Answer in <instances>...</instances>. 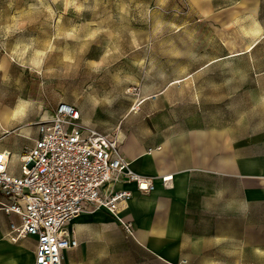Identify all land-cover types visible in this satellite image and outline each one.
I'll list each match as a JSON object with an SVG mask.
<instances>
[{
    "label": "rangeland",
    "instance_id": "rangeland-1",
    "mask_svg": "<svg viewBox=\"0 0 264 264\" xmlns=\"http://www.w3.org/2000/svg\"><path fill=\"white\" fill-rule=\"evenodd\" d=\"M93 3L94 12L76 14L64 12L63 0H0V58L7 61L5 53L17 43L33 45L25 62L47 42L55 47L40 75L11 61L0 73V113L18 102L32 103L22 124L0 128V144L21 128L29 133L21 142L30 144L37 124L51 118L61 102L80 111L81 125L102 134L120 128L126 136L146 127L167 133L218 127L231 130L234 138L264 141V39L257 43L258 37L241 34L242 29L255 31V19H204L188 0H89ZM157 23L164 27L154 35ZM259 23L264 27V4ZM17 26L20 31L2 38L3 29ZM74 27L77 39L58 36ZM92 32L99 34L80 52ZM114 46L120 58L108 57L94 72L89 62L99 61ZM48 68L56 71L49 74ZM66 68L72 70L65 74ZM93 98L101 103L94 106Z\"/></svg>",
    "mask_w": 264,
    "mask_h": 264
},
{
    "label": "crops",
    "instance_id": "crops-1",
    "mask_svg": "<svg viewBox=\"0 0 264 264\" xmlns=\"http://www.w3.org/2000/svg\"><path fill=\"white\" fill-rule=\"evenodd\" d=\"M263 1L188 0L198 17L246 16L259 25ZM36 136L35 130L30 144L18 134L3 138L11 175L20 176L19 155ZM118 138L132 171L152 179L155 189L116 186L132 193L119 221L104 210L75 218L68 230L78 246L64 252L63 264H264L263 140L234 138L218 127L168 133L146 127L126 136L120 128ZM163 177L171 180L163 184ZM10 221L17 218L0 210V264H34L35 239L12 243Z\"/></svg>",
    "mask_w": 264,
    "mask_h": 264
},
{
    "label": "built area",
    "instance_id": "built-area-1",
    "mask_svg": "<svg viewBox=\"0 0 264 264\" xmlns=\"http://www.w3.org/2000/svg\"><path fill=\"white\" fill-rule=\"evenodd\" d=\"M80 122L75 106L59 103L19 155L18 177L8 172L9 153L0 151V210L17 218L7 237L12 243L34 238V264H63L64 252L78 246L68 227L81 214L104 210L119 221L118 209L132 193L116 186L133 184L142 194L155 189L152 179L130 168L118 131L102 134Z\"/></svg>",
    "mask_w": 264,
    "mask_h": 264
},
{
    "label": "clouds",
    "instance_id": "clouds-1",
    "mask_svg": "<svg viewBox=\"0 0 264 264\" xmlns=\"http://www.w3.org/2000/svg\"><path fill=\"white\" fill-rule=\"evenodd\" d=\"M58 0H53V3H57ZM193 3H195V0H192ZM161 3H164V0H161ZM63 9L64 12L67 13L69 9L74 11L76 14H81L84 12H94L96 10L95 4L93 3L92 5H89V0H63ZM51 14L50 9H46ZM239 23V21H237ZM164 25L161 23H157L154 29V35H158L161 33ZM21 27L17 26L15 28L9 27L3 29V39L6 40L10 36L14 35L16 31H20ZM77 28H72L68 31L61 33H58L59 35H62L63 38L65 39H72L75 40L77 39ZM255 32L257 33V36L259 39L256 40L258 43L260 39H264V27H262L259 24H256L255 26ZM99 33L98 32H92L85 38V44L79 49L80 52H83L85 48L87 47V41L93 40ZM241 34L244 35L246 38H252L254 37L252 32H248L246 30H241ZM134 46L135 45L134 42ZM3 48V44L0 43V49ZM30 49H33V45L31 43L29 44H21L17 43L11 52L5 53V57L7 58V61H11L13 63L18 64L20 67H26L30 72H34L37 75L41 74V69L44 64V60L46 56L53 51H55V47L51 41L47 42L44 44L42 50H34V56L32 59L28 60L25 62V56L29 52ZM115 56L116 59H119L121 56V50L118 46H114L111 50H108L105 52L104 56L99 60L92 62L90 61V65L92 67V70L94 72H99L103 66H105L106 60L108 57ZM65 59L71 63H75L72 60V57L70 56H65ZM7 61L3 58H0V73H6L8 64ZM71 68H66L65 69V74L67 72L71 71ZM46 71L51 74L54 73L56 70L54 68H48ZM7 78V77H4ZM105 102H109L105 100ZM93 105H99L101 103L100 100H97L95 98L92 99ZM32 109V103L29 101H22L18 102L15 107H13L10 111L6 113H0V128H3L4 130H7L9 128L15 127L16 125L22 124L27 117L30 115ZM20 136H28V130L21 128L19 132L17 133Z\"/></svg>",
    "mask_w": 264,
    "mask_h": 264
},
{
    "label": "snow or ice",
    "instance_id": "snow-or-ice-1",
    "mask_svg": "<svg viewBox=\"0 0 264 264\" xmlns=\"http://www.w3.org/2000/svg\"><path fill=\"white\" fill-rule=\"evenodd\" d=\"M253 36H257V33L255 31H252Z\"/></svg>",
    "mask_w": 264,
    "mask_h": 264
}]
</instances>
